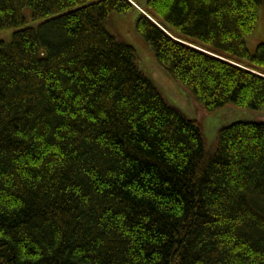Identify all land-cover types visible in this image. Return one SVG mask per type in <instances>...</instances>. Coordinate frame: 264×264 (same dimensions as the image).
<instances>
[{
  "label": "trees",
  "instance_id": "trees-1",
  "mask_svg": "<svg viewBox=\"0 0 264 264\" xmlns=\"http://www.w3.org/2000/svg\"><path fill=\"white\" fill-rule=\"evenodd\" d=\"M132 1L0 0V264H264L261 0ZM130 10L198 113L255 119L208 148L110 30Z\"/></svg>",
  "mask_w": 264,
  "mask_h": 264
},
{
  "label": "rangeland",
  "instance_id": "rangeland-1",
  "mask_svg": "<svg viewBox=\"0 0 264 264\" xmlns=\"http://www.w3.org/2000/svg\"><path fill=\"white\" fill-rule=\"evenodd\" d=\"M141 6H145V0H138ZM30 14V10L27 11ZM136 10H130L125 14H117L109 23L110 30H114L122 39L136 49L140 59V66L144 73L150 77L157 86L164 92L169 101L182 109L188 116L198 119L204 129L208 148H212L216 142L220 129L239 120L255 119V114L248 110H242L236 107H226L216 110L209 114L198 113L197 107L190 96L173 79V77L163 69L151 52L149 46L145 45L135 32L137 20ZM37 25V24H35ZM14 29L0 31L1 41L10 42ZM255 37L248 38V44L251 49L260 41H264V0H261L259 9V23Z\"/></svg>",
  "mask_w": 264,
  "mask_h": 264
}]
</instances>
